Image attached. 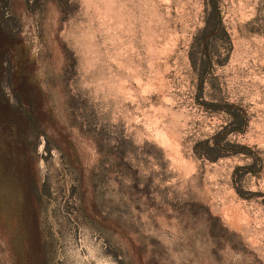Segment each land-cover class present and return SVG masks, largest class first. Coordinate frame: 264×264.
<instances>
[{
	"label": "rangeland",
	"instance_id": "374dc122",
	"mask_svg": "<svg viewBox=\"0 0 264 264\" xmlns=\"http://www.w3.org/2000/svg\"><path fill=\"white\" fill-rule=\"evenodd\" d=\"M218 6L0 0V264H264V0Z\"/></svg>",
	"mask_w": 264,
	"mask_h": 264
},
{
	"label": "trees",
	"instance_id": "16d2710c",
	"mask_svg": "<svg viewBox=\"0 0 264 264\" xmlns=\"http://www.w3.org/2000/svg\"><path fill=\"white\" fill-rule=\"evenodd\" d=\"M208 3L210 5L209 8H211V11L208 13V16L212 15L213 18H216V23L215 24L220 27L221 26V14H220L219 6H218V0H208ZM210 22L211 21L209 20V17H207L206 18V25H205V27L202 30L203 33L208 31V27L211 24ZM211 33L213 34V31Z\"/></svg>",
	"mask_w": 264,
	"mask_h": 264
},
{
	"label": "flooded vegetation",
	"instance_id": "af4514ba",
	"mask_svg": "<svg viewBox=\"0 0 264 264\" xmlns=\"http://www.w3.org/2000/svg\"><path fill=\"white\" fill-rule=\"evenodd\" d=\"M30 101H31V99H30ZM30 104H32V103L30 102ZM26 252H28V250ZM26 259H30V251L26 254Z\"/></svg>",
	"mask_w": 264,
	"mask_h": 264
}]
</instances>
